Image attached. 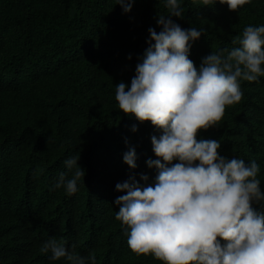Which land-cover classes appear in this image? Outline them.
Instances as JSON below:
<instances>
[{"label": "trees", "instance_id": "1", "mask_svg": "<svg viewBox=\"0 0 264 264\" xmlns=\"http://www.w3.org/2000/svg\"><path fill=\"white\" fill-rule=\"evenodd\" d=\"M180 4L175 22L205 29L190 49L197 68L211 52L238 46L232 41L246 26L264 25V0L237 11L218 0ZM158 14H167L162 0H135L129 13L115 0H0V264H68L41 253L50 237L96 264H162L129 249L114 204L125 194L115 185L130 174L138 181L147 174L148 184L156 175L146 160L156 159L150 137L160 133L123 113L115 89L130 84L147 29L160 31ZM241 91L219 126L197 139L218 140L229 158L255 160L264 189V77L241 81ZM130 146L135 169L123 162ZM74 156L85 175L67 196L55 182L61 172L71 177L64 161Z\"/></svg>", "mask_w": 264, "mask_h": 264}, {"label": "clouds", "instance_id": "2", "mask_svg": "<svg viewBox=\"0 0 264 264\" xmlns=\"http://www.w3.org/2000/svg\"><path fill=\"white\" fill-rule=\"evenodd\" d=\"M135 0H115L129 13ZM167 14H158L157 32L149 27L148 47L138 58L135 75L116 84L115 100L125 114L150 121L159 135L150 137L156 159L146 160L156 175L134 174L115 185L124 192L115 198V219L127 234L129 249L151 255L162 264H264V189L257 179L255 160L229 158L218 152V140L197 139L199 130L219 126L226 106L242 99L241 81L264 77V25L246 26L233 40L238 46L204 56L197 68L189 59L192 42L204 28H182L180 0H162ZM237 11L252 0H218ZM211 6L217 0H200ZM227 53L226 55L224 53ZM131 59V54L127 57ZM135 132L137 126L132 125ZM78 157L64 161L70 178L59 173L55 187L67 196L78 191L85 171ZM137 154L129 147L123 162L137 167ZM175 161V162H174ZM144 182V183H142ZM66 242L50 237L41 253L68 264H96L93 255L80 256Z\"/></svg>", "mask_w": 264, "mask_h": 264}]
</instances>
